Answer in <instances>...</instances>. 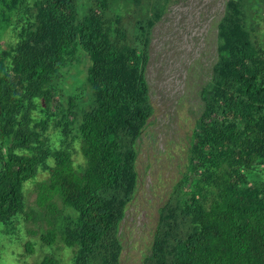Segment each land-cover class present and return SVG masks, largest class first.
Instances as JSON below:
<instances>
[{
	"label": "trees",
	"instance_id": "obj_1",
	"mask_svg": "<svg viewBox=\"0 0 264 264\" xmlns=\"http://www.w3.org/2000/svg\"><path fill=\"white\" fill-rule=\"evenodd\" d=\"M123 1L0 0L16 38L0 41V234L16 230L31 185L49 224L71 211L63 229L40 235L47 245L60 236L71 264H120L117 226L138 183L136 143L154 112L146 68L163 0ZM252 11L246 0L226 4L186 167L142 264H264V42ZM81 59L86 101L84 86L65 97L60 81ZM33 264L62 263L46 254Z\"/></svg>",
	"mask_w": 264,
	"mask_h": 264
},
{
	"label": "rangeland",
	"instance_id": "obj_2",
	"mask_svg": "<svg viewBox=\"0 0 264 264\" xmlns=\"http://www.w3.org/2000/svg\"><path fill=\"white\" fill-rule=\"evenodd\" d=\"M246 1L254 9L250 15L251 26L260 32L259 38L264 42V0ZM227 2L163 0L162 14L150 27L146 76L154 112L136 143L138 183L117 226L122 243L120 264L143 263L151 250L159 209L186 167L190 136L203 110L200 90L211 79L218 58L219 23ZM2 9L0 4V41L7 45L16 38L11 20L2 16ZM138 12L146 16L150 10L143 7ZM62 74L64 78L60 81L65 97L76 88L82 91L86 60L68 64ZM85 90L83 100L86 101L88 89ZM65 100L58 97L60 106H66ZM60 118L61 111L56 119ZM74 158L76 162L82 161L78 145ZM42 177L40 174L37 179ZM25 195L27 205L16 220V230L0 234V264H19V261L33 264L46 254L56 255L62 264H71L72 250L64 245L60 236L53 245L40 239L41 233L49 227L63 229L73 217L71 211L64 208L51 225L47 211L37 205L36 192L31 185L25 187ZM30 241L32 251L28 249Z\"/></svg>",
	"mask_w": 264,
	"mask_h": 264
}]
</instances>
